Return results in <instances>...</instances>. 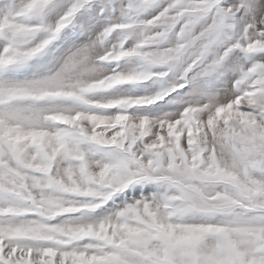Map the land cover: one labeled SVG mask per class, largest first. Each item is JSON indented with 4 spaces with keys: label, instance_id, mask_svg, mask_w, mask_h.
<instances>
[{
    "label": "snow or ice",
    "instance_id": "snow-or-ice-1",
    "mask_svg": "<svg viewBox=\"0 0 264 264\" xmlns=\"http://www.w3.org/2000/svg\"><path fill=\"white\" fill-rule=\"evenodd\" d=\"M0 264H264V0H0Z\"/></svg>",
    "mask_w": 264,
    "mask_h": 264
},
{
    "label": "rangeland",
    "instance_id": "rangeland-1",
    "mask_svg": "<svg viewBox=\"0 0 264 264\" xmlns=\"http://www.w3.org/2000/svg\"><path fill=\"white\" fill-rule=\"evenodd\" d=\"M128 2H129V0H115V3H116L117 5L126 4V3H128ZM117 15H119V13H117Z\"/></svg>",
    "mask_w": 264,
    "mask_h": 264
}]
</instances>
